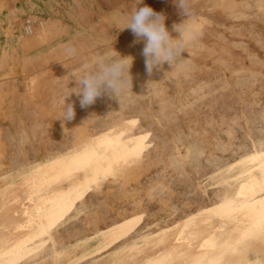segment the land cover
I'll list each match as a JSON object with an SVG mask.
<instances>
[{
    "label": "rangeland",
    "instance_id": "rangeland-1",
    "mask_svg": "<svg viewBox=\"0 0 264 264\" xmlns=\"http://www.w3.org/2000/svg\"><path fill=\"white\" fill-rule=\"evenodd\" d=\"M97 1L0 0V180L79 143L82 179L48 205L46 231L4 264H92L180 219L214 220L231 183L241 185L235 208L246 225L264 215V177L251 166L264 154V0H190L198 38L175 69L165 63L151 75L145 41L122 28L136 7L168 5ZM119 55L132 59L127 90L81 107L72 73ZM65 98L71 121L59 118ZM235 164L243 169L231 175ZM99 231L114 233L100 250L56 262Z\"/></svg>",
    "mask_w": 264,
    "mask_h": 264
},
{
    "label": "bare ground",
    "instance_id": "bare-ground-1",
    "mask_svg": "<svg viewBox=\"0 0 264 264\" xmlns=\"http://www.w3.org/2000/svg\"><path fill=\"white\" fill-rule=\"evenodd\" d=\"M163 3L168 5L167 11H160L155 6L151 8L164 15L165 27L175 38L177 31L173 26L184 20L190 25L191 18L182 15L174 0H163ZM192 13L193 17L199 12L193 10ZM79 145L68 146L51 162L32 164L15 177L0 180V264L6 262L17 246L30 240L33 232L46 231L45 214L53 200L66 197L80 187L82 179L76 170L77 166L73 165L74 158L80 152ZM251 166L258 167L254 170L256 176L264 177V154L258 155ZM242 169V166L235 164L230 173L233 175ZM242 197L241 185L231 183L223 192L224 211L214 220L201 223V217L180 219L145 235L121 251L102 256L92 264H264V215H260L253 225H246L242 213L235 208ZM113 234L99 231L80 237L66 252L57 253L56 262L72 263L97 252L112 239Z\"/></svg>",
    "mask_w": 264,
    "mask_h": 264
},
{
    "label": "clouds",
    "instance_id": "clouds-1",
    "mask_svg": "<svg viewBox=\"0 0 264 264\" xmlns=\"http://www.w3.org/2000/svg\"><path fill=\"white\" fill-rule=\"evenodd\" d=\"M141 2L142 0H138L137 5ZM175 2L181 9L182 15L186 18L191 16L190 0H175ZM164 21V15L155 12L151 7H136L122 28V30L130 29L138 40L145 41L143 55L146 58L145 66L149 75L155 68L165 63L175 69L183 58L181 54L185 50L188 52V46L198 38V33L185 23V20L173 26L174 30L179 33L178 37L173 38L165 27ZM66 51L69 56L76 53V49L72 47ZM131 64L132 59L129 61L128 57L119 55L111 59H98L94 70L72 73L77 88L74 92L80 96L81 107L93 104L104 93L119 99L127 90L129 77H131ZM66 98L62 115L59 118L71 121L75 116V110L71 103H66Z\"/></svg>",
    "mask_w": 264,
    "mask_h": 264
}]
</instances>
